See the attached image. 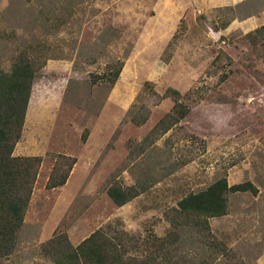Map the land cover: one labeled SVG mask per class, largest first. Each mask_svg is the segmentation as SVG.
Returning <instances> with one entry per match:
<instances>
[{"label": "rangeland", "instance_id": "rangeland-1", "mask_svg": "<svg viewBox=\"0 0 264 264\" xmlns=\"http://www.w3.org/2000/svg\"><path fill=\"white\" fill-rule=\"evenodd\" d=\"M19 55L36 77L13 155L41 163L0 264H54L40 247L58 229L73 246L105 226L163 238L178 202L221 178L257 193L230 194L208 232L181 228L174 260L264 264V0H0V69ZM168 88L189 114L151 133ZM58 155L76 163L48 189ZM114 185L138 196L118 207Z\"/></svg>", "mask_w": 264, "mask_h": 264}, {"label": "trees", "instance_id": "trees-1", "mask_svg": "<svg viewBox=\"0 0 264 264\" xmlns=\"http://www.w3.org/2000/svg\"><path fill=\"white\" fill-rule=\"evenodd\" d=\"M262 30L263 27L255 32ZM122 67L123 63L119 62L118 68L105 76V81L113 85ZM35 77L34 64L25 55L16 57L9 71L0 69V260L12 255L16 249L17 235L23 226L41 163V157L13 155L21 138ZM160 98H171L174 105L151 133L159 127L161 131L165 127L162 132H166L189 114V108L180 101L182 97L178 91L168 88ZM146 119L147 115L140 120L132 118V122L140 126ZM57 158L59 163L56 162L50 174L48 189L64 185L76 163L75 158L61 155ZM106 192L118 207L138 196L134 187L114 185ZM246 192L257 193L251 182L230 186L225 178H221L198 193L186 195L173 209L169 233L163 238L153 237L141 246L137 245L134 235L105 226L95 230L77 246L69 242L65 232L55 230L52 237L41 245V252L54 264H197L193 259L174 260L170 246L176 243L179 230L186 227L198 234L208 232L209 219L227 214L229 195Z\"/></svg>", "mask_w": 264, "mask_h": 264}, {"label": "crops", "instance_id": "crops-1", "mask_svg": "<svg viewBox=\"0 0 264 264\" xmlns=\"http://www.w3.org/2000/svg\"><path fill=\"white\" fill-rule=\"evenodd\" d=\"M231 1H232V0H228V2H230V3H231ZM235 2H237V1H235ZM230 5H232V4H230ZM230 5H228V6H230ZM256 18H257V17H256ZM260 19H261V18H260Z\"/></svg>", "mask_w": 264, "mask_h": 264}]
</instances>
